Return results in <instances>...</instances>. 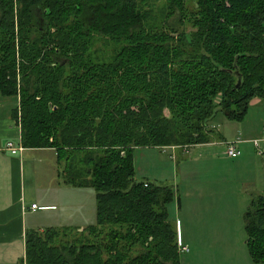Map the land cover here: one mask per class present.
<instances>
[{
    "label": "trees",
    "instance_id": "obj_1",
    "mask_svg": "<svg viewBox=\"0 0 264 264\" xmlns=\"http://www.w3.org/2000/svg\"><path fill=\"white\" fill-rule=\"evenodd\" d=\"M0 94L23 146L96 192L95 224L29 231L20 264H182L176 189L137 179L135 151L210 143L216 111L264 98V0H0ZM244 216L262 264L264 194Z\"/></svg>",
    "mask_w": 264,
    "mask_h": 264
},
{
    "label": "crops",
    "instance_id": "obj_2",
    "mask_svg": "<svg viewBox=\"0 0 264 264\" xmlns=\"http://www.w3.org/2000/svg\"><path fill=\"white\" fill-rule=\"evenodd\" d=\"M17 105L18 99L0 94V264L21 263L26 256V235L29 231H44L50 227L84 228L97 222L96 196L94 198L92 193H86V188L71 187L60 181L56 151L53 148L25 147L18 156L12 155L5 149L9 140L14 141L15 144L21 143L20 125L12 119V111ZM232 126L237 130L236 133L243 132L244 135H251L244 131V124L242 125L241 121L231 120L230 124L225 125L226 128ZM233 135L214 131L213 140L207 144H221ZM191 147L193 146L185 149L172 146L163 149L173 148L181 155L180 157H184L185 152L190 151ZM247 148L249 147L245 149ZM158 149L161 148H143L147 154L149 150ZM149 155L151 156V153ZM262 156L264 155H261L263 160L262 175L259 177L261 181L257 182V190L250 191V197L264 193V158ZM223 157L230 160L240 158H231L227 154ZM192 159L197 160V157ZM212 169L220 175L204 177L199 181L198 173L192 174L190 183L185 185L187 190L183 191L182 195L177 191V197L181 198L180 204L177 199L179 213L183 206V198L192 196L194 200L192 208L195 210L188 216L202 215V219L213 218L217 195L214 186L219 185L221 192L227 180L223 179L222 167L216 165ZM144 175V178L149 180L163 181L165 177L164 172L157 174L150 169H145ZM246 184V181L242 183L243 186ZM204 196L208 198V202L202 205ZM32 204H36L37 208L32 209ZM95 217L96 220L93 222ZM208 234L214 235L211 231H208ZM182 242L184 243L183 237ZM182 242L180 240V244ZM188 245L190 244L187 242Z\"/></svg>",
    "mask_w": 264,
    "mask_h": 264
},
{
    "label": "rangeland",
    "instance_id": "obj_3",
    "mask_svg": "<svg viewBox=\"0 0 264 264\" xmlns=\"http://www.w3.org/2000/svg\"><path fill=\"white\" fill-rule=\"evenodd\" d=\"M249 102L248 112L241 123L244 124V131L251 135H244L243 132L236 133L237 130L233 126L226 128L225 125L230 124L231 120L220 111H216L208 122L210 128L216 132L220 131L229 136L234 134L225 142L237 141L238 138L244 140L239 145L242 154L237 160L223 157L227 152L224 142L193 146L190 151L185 152L184 157H180L181 155L173 148L149 150L151 156L143 150L144 147L137 148L135 151L137 179H146L144 178L145 169H150L157 174L164 172L163 181L147 180L174 186L176 194L178 191L182 195V192L187 190L185 185L190 183L192 174L198 173V180L201 181L204 177L220 175L212 169L214 166L217 165L223 169V179L227 180V186L223 185L221 192L219 185L214 186L217 195L213 218L202 219V215L188 216L195 210L192 208L194 201L192 196L183 198L180 213L177 203L178 194L168 206L170 218L177 227L179 239L182 242L183 237L184 243L182 244L189 249L191 247L188 252H181L182 264H257L252 260L249 252L244 215L252 200L250 191L257 190V182L261 181L259 177L262 175L263 160L251 141L261 138L264 133L262 130L264 127V98L254 97ZM246 147L249 148L245 149ZM261 148L264 152V143L261 144ZM196 157L197 160L192 159ZM245 181L247 184L243 186L242 183ZM85 191L92 193L95 198L96 192L93 188H86ZM206 202L208 198L204 196L201 204ZM95 220L96 217L93 222ZM208 231L214 235L208 234ZM187 242L190 245L187 246Z\"/></svg>",
    "mask_w": 264,
    "mask_h": 264
},
{
    "label": "built area",
    "instance_id": "obj_4",
    "mask_svg": "<svg viewBox=\"0 0 264 264\" xmlns=\"http://www.w3.org/2000/svg\"><path fill=\"white\" fill-rule=\"evenodd\" d=\"M243 142L244 140H242L241 138H238L237 141L224 142L223 144L225 145L226 151H227L225 154H227L231 158L239 157L242 154L239 145L242 144ZM251 142L255 146L256 150H258L257 151L258 154L264 155V152L262 151V148H261V144L264 143V133L261 138L252 140ZM5 149L8 150L12 155L18 156L25 149V147L23 146L22 143L15 144L14 141L9 140L5 145ZM31 208L36 209L37 205L32 204ZM180 247H181L180 249L182 250V252L189 251V248L183 246L182 244H180Z\"/></svg>",
    "mask_w": 264,
    "mask_h": 264
},
{
    "label": "water",
    "instance_id": "obj_5",
    "mask_svg": "<svg viewBox=\"0 0 264 264\" xmlns=\"http://www.w3.org/2000/svg\"><path fill=\"white\" fill-rule=\"evenodd\" d=\"M241 83H242V76L240 74H238L237 88L240 87Z\"/></svg>",
    "mask_w": 264,
    "mask_h": 264
}]
</instances>
